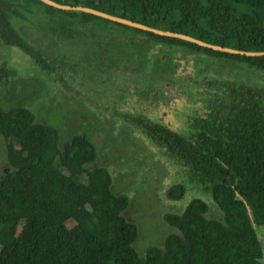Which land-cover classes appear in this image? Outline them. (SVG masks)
I'll list each match as a JSON object with an SVG mask.
<instances>
[{
    "label": "trees",
    "instance_id": "obj_1",
    "mask_svg": "<svg viewBox=\"0 0 264 264\" xmlns=\"http://www.w3.org/2000/svg\"><path fill=\"white\" fill-rule=\"evenodd\" d=\"M50 1L213 46L264 53V0ZM37 8L70 46L83 38L90 51L103 42L121 48L124 57L113 69L125 74L134 88L126 95L127 107L119 111L123 121L194 180L223 218L207 217L204 199L188 200L185 185L173 184L166 197L188 201L181 213L164 216L175 232L162 246H151L141 255L134 246L140 228L125 215L131 197L115 193L113 171L95 165L99 152L94 142L80 134L63 141L61 130L47 123L40 129L28 107L0 109V133L11 141L6 147L10 171L0 180V246L10 253L0 254V264H264L258 233L264 231V86L237 81L231 73L206 76L195 96L197 106L180 128L160 107L152 113L147 108L152 101L159 105L166 88L182 78L174 64L188 56H200V65L207 69L208 62H226L264 74V55L218 51L41 0H0V46L18 49L65 90L80 76L87 86L91 69L28 42L13 19H25ZM165 54L170 58L165 60ZM160 72L162 77L155 78ZM109 73H104L107 78ZM15 75L9 62L0 59V90Z\"/></svg>",
    "mask_w": 264,
    "mask_h": 264
},
{
    "label": "rangeland",
    "instance_id": "obj_2",
    "mask_svg": "<svg viewBox=\"0 0 264 264\" xmlns=\"http://www.w3.org/2000/svg\"><path fill=\"white\" fill-rule=\"evenodd\" d=\"M50 20L43 15L42 9L37 8L33 14H25V19L17 17L13 22L31 45L45 50L53 57L69 55L83 66L89 67L91 70L87 74L91 82L86 83L88 87L84 86L82 82L86 80L80 76L77 82H70L71 90H65L57 86L52 75L37 68L18 49L0 46V59L8 61L16 74L0 90V109L28 107L35 112L40 129L41 124L47 123L61 130L63 141L80 134L88 136L94 142L99 152L95 165L111 169L115 177L114 192L126 193L131 197L130 207L125 215L140 228V236L134 246L141 255L151 246H162L164 239L175 232V229L166 224L164 216L168 213H181L188 201L172 202L166 197L167 190L173 184L183 183L188 200L193 197L204 199L209 205L207 217L221 220L223 214L211 197L178 166L172 164L162 149L140 130L132 129L123 121L119 111L127 107L129 100L126 95L130 96L129 91L132 92L134 88L125 74L121 75L113 69L115 61L124 57L121 48L115 43L103 42L98 49L90 51L87 49L89 42L83 38L70 46L66 38L60 37V30L54 32L48 25ZM62 32L66 33L64 30ZM165 56V60L170 58L168 54ZM198 59L202 58L188 56L174 64L178 66L176 71L181 73L182 78L177 82L181 85L166 88V96L159 101L158 109L160 107L168 114L167 120L171 123L177 122L178 128L184 125V118L197 104L195 96L197 92H201L200 85L206 76H227L231 73L237 81L264 86L263 73H248L245 69H238V66L226 62H208L207 69L200 65L201 60ZM110 71L112 75L107 78L104 73ZM162 75L160 72L154 77L159 79ZM155 78L153 81L158 83ZM130 104L135 105L136 100ZM154 106L156 104L152 101L147 108L150 111ZM169 121L167 122L170 123ZM6 131L9 134L11 130L8 128ZM10 143L0 133V180L10 171L6 156V147ZM258 233L264 242V231L260 229ZM9 253L7 248L0 246L3 257H8Z\"/></svg>",
    "mask_w": 264,
    "mask_h": 264
},
{
    "label": "water",
    "instance_id": "obj_3",
    "mask_svg": "<svg viewBox=\"0 0 264 264\" xmlns=\"http://www.w3.org/2000/svg\"><path fill=\"white\" fill-rule=\"evenodd\" d=\"M41 1L44 2L47 5H50L52 7H55V8L61 9V10H72V9H75V10L82 11V12H85V13H91L93 15H96V16H99V17H102V18H105V19H108V20H111V21H114V22H117V23H122V24H125V25H128V26H132V27H135V28L143 29V30H146V31H151V32H154V33H156L158 35H162V36L180 38V39H183L185 41L196 43V44H198L200 46L207 47V48H212V49L218 50V51H223V52L232 53V54H242V55H247V56H250V57L264 55V53L239 52V51H236V50H233V49H229V48H223V47H220V46L209 45V44H206V43H204L202 41H198V40H196L194 38H191L189 36H186V35L172 33V32H162V31L154 30V29L148 28L146 26H143V25L131 22V21H127V20H124V19H121V18L113 17V16L107 15L105 13H102V12H99V11H96V10H93V9H90V8L64 6V5H60V4H57L55 2H52L50 0H41Z\"/></svg>",
    "mask_w": 264,
    "mask_h": 264
},
{
    "label": "flooded vegetation",
    "instance_id": "obj_4",
    "mask_svg": "<svg viewBox=\"0 0 264 264\" xmlns=\"http://www.w3.org/2000/svg\"><path fill=\"white\" fill-rule=\"evenodd\" d=\"M157 109H158V105L156 104V106H154V108L151 109L150 112L153 111V110H157ZM151 113H152V112H151Z\"/></svg>",
    "mask_w": 264,
    "mask_h": 264
}]
</instances>
